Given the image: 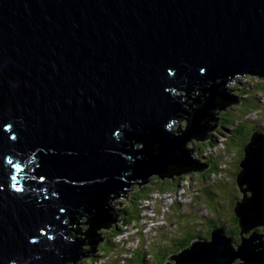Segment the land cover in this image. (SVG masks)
<instances>
[{
  "label": "water",
  "instance_id": "water-1",
  "mask_svg": "<svg viewBox=\"0 0 264 264\" xmlns=\"http://www.w3.org/2000/svg\"><path fill=\"white\" fill-rule=\"evenodd\" d=\"M242 78L264 79V0H0V264L87 259L63 222L100 230L114 197L201 173L187 144L208 142L219 104L241 107ZM244 155L240 244L214 230L177 264H264V235L243 236L264 226V134Z\"/></svg>",
  "mask_w": 264,
  "mask_h": 264
},
{
  "label": "rangeland",
  "instance_id": "rangeland-1",
  "mask_svg": "<svg viewBox=\"0 0 264 264\" xmlns=\"http://www.w3.org/2000/svg\"><path fill=\"white\" fill-rule=\"evenodd\" d=\"M258 83H261L262 87L255 86V84H258ZM227 91H231L234 93L235 97L237 98L241 106V107L226 108L227 112L225 113L226 114L225 117L229 119V122H231L232 120L233 121L237 120V121L242 122L243 120L242 117L245 115L244 120H243L245 123H243L242 126L246 127L247 130H250V131L254 130V126L255 127L257 126V128L260 131H262L259 134H264V80L263 79L242 78V84L228 86ZM177 95L184 96V92L178 91ZM221 109H224V108H221ZM215 110H217L216 116H218V114L220 116L222 112L218 109H215ZM213 119L214 117H210L209 126L211 128H209L208 134H209V131H214L216 127V125H214L215 119L214 120ZM178 128L180 127H176V130H178ZM186 128H188V124H182V130H186ZM229 130L230 129L223 130V132L221 133L222 135L219 136V141H221L222 144L218 142V139H217L216 147L218 149L217 151L212 152V155H214L215 157L218 156L219 158L218 161L215 162V163L220 164V166L217 167L216 169L218 170L217 174L215 176L212 175L209 178L208 177L209 174H206L204 176V173H202L204 171L196 175H193L191 177H188V172L175 173L172 176L173 178L175 176H179L183 178L182 184L177 189L175 197L171 195V192L165 193L163 195H159V192L156 191V189L154 188V185L150 183L149 185L151 189L148 187L149 185H147L150 191V202L148 201L144 202L142 207H138L141 210L140 213L142 214V217H143L142 220L141 219L136 220L134 218L132 221L129 220L126 222V224H124L126 220L124 217L125 213L122 210L124 209V206L129 196L130 197L134 196L136 189L130 192H127L125 194L119 195L117 197H114L113 198V216H119L121 219H123L124 217L123 226L121 229H119V232L121 233L117 236H116L117 233L113 234L115 236L114 237V240H115L114 242L116 244L115 247H117L115 248L116 253L112 251L109 254V251L105 249L103 250V248L99 246L98 243H96L95 246H87L84 244L85 242L84 235L83 236L80 235V237H75V239L83 244L82 253L86 255L87 257H89L84 260L87 262L89 261L90 264H123L125 256L129 255L127 252H131L133 250L132 248H135L138 245H142L145 247L148 254L153 253L152 261L154 262V264H159V262H161V261H158L160 256L158 255L155 256L156 252L158 251L157 248H158L159 242L168 240L169 242L173 244L176 241V239L179 238L178 235L186 234V232L187 234H189L187 235L188 239L192 236H196L198 235V233L196 232L194 233L195 230L192 231V228H194L196 225L200 227L199 231L202 235L207 230V227H208L207 224H209L210 222V217L211 218L213 217L214 219H216L218 223L223 222L222 218L224 219V214L226 213L225 211L230 210L229 212L232 213L231 212L232 210L230 208V204L232 200L239 199L240 201L238 200V202H241L244 198L242 197V194L240 193L239 188L237 187L238 185L233 184L232 182H236L237 163L238 165H240L241 162L239 163V161L243 160V152L241 151L242 150L241 145L242 146L244 145L242 141L245 140L244 139L245 136L242 135L241 133L239 135L238 134L236 135V133L233 132L232 129H231L232 131L231 130L229 131ZM230 135H234V137L230 139ZM210 141L211 139H208V142ZM226 141H228L227 143L233 149L230 152V155H229V151H225V148H228V145L226 146ZM245 141L247 142V139ZM246 147L247 145L245 146V149ZM187 148L194 150L193 144H187ZM141 149H144V145L141 143H138V145L136 146V150H141ZM197 152L199 151L197 150ZM215 157L212 158V161L216 159ZM222 163H224L225 166L230 164L228 166L229 181L223 175L225 166H223ZM213 165L214 164H212L211 166L212 168H211L210 166L205 165V163L202 161V168L205 167V169H208V170L209 168H211L212 170ZM154 177L156 176L153 175L152 178ZM215 177L220 178V179L223 178L225 182L229 184V186H226V191L229 193L227 201L225 200L223 202V199L220 200L219 195L216 193L218 191H216L217 189H216L215 181H214ZM184 178L187 180H185ZM206 179L209 180V182H211V183H208V186L206 183L204 184ZM206 188H208L207 189L208 191H211L216 195V197H214L212 200L213 203L215 199L219 198L218 199L219 204L215 205L212 203L205 202V201H208L207 200L208 195H206L205 193ZM199 190H201V194H197L198 192H200ZM247 195L250 196V193L248 192ZM196 196L200 197L198 201L194 199V197ZM225 202H227V204H225ZM174 203H177L181 205L182 207H187L186 209H190L189 211L186 210V216H181V217L179 216L178 212L180 208L179 207L173 208ZM205 203L207 205L210 204L212 208L211 207L206 208L204 207V205H201ZM218 209H220V211ZM209 211H211L214 215H212ZM192 221L199 222V224L196 222L195 224H192ZM113 223L116 224V222L114 221ZM177 225H178V229H176ZM176 230H178L177 233H176ZM137 232H141L142 235L136 236ZM255 233L257 234L258 237L264 235V226L256 227ZM255 233L249 232L248 234H243V236L245 238H251L252 235ZM241 234H242L241 232H238V234L237 232L233 233L237 246L240 243H238L236 239L240 238ZM90 238L93 240L95 239V235H91V232L89 235V240ZM160 238L162 241H160ZM200 241H202L201 238L196 239L194 242H200ZM118 246L122 248L120 250L124 251L125 253L118 254L117 253L119 251ZM100 247L101 249H99ZM107 247L111 248V246L109 245H107ZM87 248L89 249L88 252L86 250ZM93 249H96V252H94L93 257L95 253L98 254L97 260L95 259L92 260L91 258L92 256L89 255L90 250L93 251ZM85 252L87 253L85 254ZM103 254L107 256H104ZM175 256L179 257V255L173 253L170 255L169 258L161 262V264H177V261H175L176 259ZM118 258L123 259V260L118 261ZM146 260L147 259H145V262L146 264H148ZM149 260L150 258L148 259V261ZM75 263L76 261L68 263V264H75ZM234 264H244V263L241 260H235Z\"/></svg>",
  "mask_w": 264,
  "mask_h": 264
},
{
  "label": "trees",
  "instance_id": "trees-1",
  "mask_svg": "<svg viewBox=\"0 0 264 264\" xmlns=\"http://www.w3.org/2000/svg\"><path fill=\"white\" fill-rule=\"evenodd\" d=\"M264 80V79H263ZM255 86L257 87H262L261 83H258V84H255ZM191 105V103H189ZM189 104L187 105L188 107H185V112H186V115H184L182 117V119H187L189 118V116H187V114H190V117L192 118V116L194 115L195 111L200 109V105H197V104H194V110L193 109H190L189 107ZM223 106V104H219L218 106V110H220L222 113L218 114V116H216V111H213L212 112V115L214 117V125H216L215 127V130L214 131H209V134H208V139H211L210 142L205 143L203 141V139H200V140H196V141H193L192 140V143H193V147H194V151H199V153L197 152V155L199 158H201V160L205 163V165L207 166H212L213 165V169L211 170V168L208 169H205L202 168L203 170L201 171H204L202 173H204V176L206 174H209L208 177L210 178L212 175H216L218 170L217 167L220 166L219 163H215L216 161H218V156H214L212 155V153L210 152L212 147L216 144V141L217 139L219 140V136H221L222 132L224 129H232L233 132L236 133V135L238 134H242L244 135V139L246 140L247 139V142L244 140L242 141V143H244V145L242 146L241 145V151L243 152V160L245 158V155H244V152H245V146L248 145V143L251 141V137L256 134V133H260L262 131H260L257 126L255 127L254 126V130L253 131H250V130H247L246 127H243V123H245L243 120H244V116L242 117V122L241 121H231L229 122V119L225 117V113L227 112L226 111V108L224 109H221V107ZM192 107V106H191ZM188 121V120H187ZM209 121L208 122H205V126L211 128L209 126ZM216 123V124H215ZM214 129V128H213ZM229 130V131H230ZM231 130V131H232ZM178 130H176L175 132H177ZM234 135H230V139L233 138ZM195 140V139H194ZM203 142V143H202ZM228 141H226V146L228 145V148H225V151H229V155H230V152L233 150L231 148V146L227 143ZM222 144V142H220ZM230 147V148H229ZM228 155V154H227ZM228 155V156H229ZM203 156V157H202ZM215 157L216 159L212 161V158ZM243 160L239 161L242 162ZM211 164V165H210ZM241 164V163H240ZM223 166H225L224 163H222ZM230 165V164H229ZM225 166L224 168V177L229 181V175H228V166ZM236 167V166H235ZM241 172V167L240 165H238L237 163V174H236V182H232L233 184H236L238 185V182H237V178H238V175L240 174ZM220 174V173H219ZM203 175V174H202ZM222 175V174H221ZM185 179V178H184ZM187 180V179H185ZM182 181H183V178L179 177V176H175L174 178L173 177H165V178H162V177H154V178H150L148 180V183L151 182V184L154 185V188L156 189L157 192H159V195H163L165 193H170L171 192V195L175 197V194L177 192V189L179 188V186L182 184ZM214 181H215V186H216V192L218 195H219V198L220 200L223 199V202L227 199H228V192L226 191V186H229V184L227 182H225V180L222 178H217L215 177L214 178ZM147 183V184H148ZM207 184L208 186V183H211L209 182V180H205L204 184ZM147 184L145 186H139V189H136V192L134 194V196L128 198L125 206H124V209L122 210L124 213H125V223L129 220H133L134 218L136 220H142V214L140 213L141 210L138 208V207H142L144 202H150V191L148 189V187L150 188V185L147 187ZM140 185H143V184H140ZM206 186V187H207ZM239 188V191L240 193L242 194V197H244L242 191H241V188L240 186L238 185L237 186ZM151 189V188H150ZM208 188H206L205 190V193L207 196V200L208 201H205L207 203H212V204H219L218 202V199H215L214 203H213V198L216 197V195L211 192V191H208L207 190ZM200 192H198L197 194H201V190H199ZM223 195V196H222ZM199 196V195H198ZM194 197V199L196 201H198V199L200 197ZM222 196V197H221ZM239 200V199H238ZM238 200H232L231 204H230V208H231V212L230 213L229 211H225L226 213L224 214V219L222 218V221L223 222H219L214 219L213 217L211 218L210 217V222L207 227V230L205 231L204 234L201 235L200 231H199V228L197 225L192 228V231H194V233H198V235L196 236H192L188 239L187 235V232L186 234H182V235H178L179 238L176 239V241L172 244L171 242H169L168 240L166 241H162L161 238H160V241L162 242H159L158 244V251L156 252L155 256L158 255L160 256L159 257V260L158 261H165L167 258L170 257L171 254L175 253L177 255H181L183 252H185L187 249L191 248V246H193L195 244V240L196 239H200L202 241H210L212 239V232L214 230H218V229H221L224 231V233L230 237L228 235V233L232 234L234 232H241V228L239 226V221L236 217V214H235V208L237 206V203H238ZM240 201V200H239ZM111 203V202H110ZM200 203V201H199ZM202 203V202H201ZM204 203V202H203ZM225 204H227V202H225ZM201 205H204V207H211L212 206L209 204L207 205L206 203L205 204H201ZM214 205V206H215ZM111 207H112V203H111ZM110 207V208H111ZM174 207H179L180 210L178 212L179 216H186V210L189 211L190 209H186L187 207H182L181 205L177 204V203H174ZM149 208V207H148ZM207 210V209H206ZM220 211V209H218ZM212 215H214L211 211H209ZM124 217L123 219H121L119 216H114V222H116V224H109L108 226H103V227H100L102 229H100L99 231H97L96 229L94 230V233H92L91 235H95V239L92 241L89 240V235H90V232L92 231V226L91 224L89 223V219H86L83 220V214H80L76 219L75 221L72 222L71 218H69L68 220L65 221V224L67 226V232L70 233V239H74L75 237H80V235H84V244L87 245V246H95L96 243H98L99 246H101L103 248V250H107L109 251V254L110 252H115V247L116 244H115V240H114V235L113 234H116L119 235L121 232H119V229L122 228L123 226V221H124ZM226 218V219H225ZM196 221H192V224H195ZM199 224V222H196ZM178 229V225H177V228ZM189 229V228H188ZM198 231V232H197ZM256 231V229H255ZM178 232V230H176V233ZM141 236V232H137L136 236ZM113 237V238H112ZM236 237V236H235ZM192 238V239H191ZM241 236L240 238H237L236 240L238 241V243H240V240H241ZM192 240V241H191ZM197 243V242H196ZM107 245L111 246V248H108ZM171 245V246H169ZM101 247L99 249H101ZM119 248V251L117 252L118 254H122V253H125L124 251L120 250L122 248ZM98 249V250H99ZM113 249V250H112ZM133 250L131 252H127L129 255L125 256V259H124V262L123 264H146L145 262V259H147V263L148 264H154V262L152 261L153 259V253H149L146 251L145 247L142 246V245H138L137 247L135 248H132ZM87 252L89 251V249H86ZM85 252V254L87 253ZM94 252H96V249H93V251L90 250V254L92 257V260L95 259L97 260L98 257H97V253H95L94 257H93V254ZM116 253V252H115ZM104 256H107L105 254H103ZM176 257V256H175ZM150 258V260L148 261V259ZM120 260H123V259H119L118 258V261ZM80 261V262H79ZM161 262H159V264H161ZM75 264H90V262L88 261H85L83 258L82 259H79L78 261H76Z\"/></svg>",
  "mask_w": 264,
  "mask_h": 264
},
{
  "label": "clouds",
  "instance_id": "clouds-1",
  "mask_svg": "<svg viewBox=\"0 0 264 264\" xmlns=\"http://www.w3.org/2000/svg\"><path fill=\"white\" fill-rule=\"evenodd\" d=\"M184 99H185V98H184ZM218 142H221V141L218 140ZM215 146H216V144H215L212 148H214ZM211 153H212V152H211ZM33 161H34V162H33ZM38 161H39V160H38V159L35 160V158L30 159V162H31L30 164H29V161H27V162H26V163H27V164H26V168H23V170L20 172V175H21L20 177H21V178H19V179H21V180L24 179V176H22V175H23L24 173L27 174L26 171H29L30 173H32V172H33V166H34V164L38 165ZM21 180H20V181H21Z\"/></svg>",
  "mask_w": 264,
  "mask_h": 264
},
{
  "label": "bare ground",
  "instance_id": "bare-ground-1",
  "mask_svg": "<svg viewBox=\"0 0 264 264\" xmlns=\"http://www.w3.org/2000/svg\"><path fill=\"white\" fill-rule=\"evenodd\" d=\"M186 100H188V98H185V100H183V103H185L186 102ZM178 130H180V128H178ZM87 219H89V223L91 224V218H87ZM256 229V228H255ZM255 229H253V230H251L250 232H253V233H255ZM92 233H94V230L92 229V231H91V234ZM135 235V234H134ZM133 237V236H132ZM258 236H257V234L255 233V234H253L252 235V238L254 239V238H257ZM120 238V237H119ZM131 238V237H130ZM90 240L92 241V239L90 238ZM144 242V241H143ZM88 249V248H87ZM83 250V249H82ZM172 259V258H171Z\"/></svg>",
  "mask_w": 264,
  "mask_h": 264
},
{
  "label": "built area",
  "instance_id": "built-area-1",
  "mask_svg": "<svg viewBox=\"0 0 264 264\" xmlns=\"http://www.w3.org/2000/svg\"><path fill=\"white\" fill-rule=\"evenodd\" d=\"M216 149H217V147H214V148L211 149L210 152H213V150L215 151Z\"/></svg>",
  "mask_w": 264,
  "mask_h": 264
},
{
  "label": "flooded vegetation",
  "instance_id": "flooded-vegetation-1",
  "mask_svg": "<svg viewBox=\"0 0 264 264\" xmlns=\"http://www.w3.org/2000/svg\"><path fill=\"white\" fill-rule=\"evenodd\" d=\"M187 120H189V118H187ZM181 129V128H180Z\"/></svg>",
  "mask_w": 264,
  "mask_h": 264
}]
</instances>
